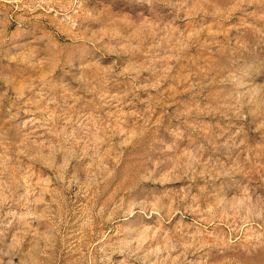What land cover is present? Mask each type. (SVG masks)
Returning <instances> with one entry per match:
<instances>
[{"label": "rangeland", "instance_id": "rangeland-1", "mask_svg": "<svg viewBox=\"0 0 264 264\" xmlns=\"http://www.w3.org/2000/svg\"><path fill=\"white\" fill-rule=\"evenodd\" d=\"M0 264H264V0H0Z\"/></svg>", "mask_w": 264, "mask_h": 264}]
</instances>
